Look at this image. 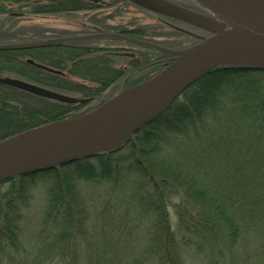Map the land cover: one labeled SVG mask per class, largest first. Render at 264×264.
Returning a JSON list of instances; mask_svg holds the SVG:
<instances>
[{"label":"trees","instance_id":"16d2710c","mask_svg":"<svg viewBox=\"0 0 264 264\" xmlns=\"http://www.w3.org/2000/svg\"><path fill=\"white\" fill-rule=\"evenodd\" d=\"M9 2L41 7L0 0L1 13L19 10ZM78 45L0 50V74L88 99L66 104L0 86V140L111 97H101L110 68L85 57L99 50ZM29 58L58 69L76 61L69 73L100 85L45 71ZM39 185L47 193L42 232L27 241L25 212ZM0 264H264V71L217 66L116 150L0 181Z\"/></svg>","mask_w":264,"mask_h":264},{"label":"water","instance_id":"95a60500","mask_svg":"<svg viewBox=\"0 0 264 264\" xmlns=\"http://www.w3.org/2000/svg\"><path fill=\"white\" fill-rule=\"evenodd\" d=\"M132 1L211 34L199 37L197 43L180 51L116 33L0 44V50H17L116 37L174 55L153 77L131 87L125 82L117 94L86 113L53 120L1 139L0 181L77 157L116 150L141 125L166 111L184 90L217 66L239 65L264 71V0H196L209 15L162 0ZM28 62L61 73L33 59ZM0 84L62 103L87 102L85 98L9 76H0Z\"/></svg>","mask_w":264,"mask_h":264},{"label":"rangeland","instance_id":"374dc122","mask_svg":"<svg viewBox=\"0 0 264 264\" xmlns=\"http://www.w3.org/2000/svg\"><path fill=\"white\" fill-rule=\"evenodd\" d=\"M185 1L187 3L192 2L191 0ZM166 2L182 7L184 9L194 11L193 9L189 8L188 5L183 4V0H166ZM8 4V7H13L15 9L16 7H18L19 10L8 11L5 13L0 12V44L37 41L42 39H54L71 34H85L82 33V23L88 22L89 20L91 21L92 19L94 21H100L102 23L101 26L103 27H105L104 25L121 27L123 26L124 28L140 27L146 30L149 36H152L155 39L161 40L166 44L171 45L173 49L182 50L197 42L195 38H193L192 36H188V33L181 30L184 29L187 31L196 32L197 28L173 18L160 15L152 10L137 7L130 3H126L119 7H104L103 9L96 8L93 9L89 13L90 15L87 16H42L36 14H26L22 16L15 14L13 15L11 14V12H23V9L26 10V7L22 8L19 7L18 4H11L10 2ZM87 34L89 33L87 32ZM206 35L208 34L206 33L204 36ZM112 40L115 41L111 42L113 45H122L118 39ZM104 44L106 45V43ZM106 50H104V52H99L96 55L94 54L93 58H90L88 55H85V57L88 56L87 59L91 61L92 65L93 63H96L98 61H102L103 63L105 62L107 65L118 68H121L127 64L129 58L128 56L122 55L121 53L115 51V49L113 48L109 49L110 51ZM152 56L156 57L158 56V53H154ZM71 64L73 63L71 62ZM15 73L13 74L10 72H6L4 74L9 76H16L17 74ZM68 79L75 82H81L89 86L100 85L99 82L88 79L85 80L74 75ZM68 94L75 96L80 95L74 92ZM112 95L113 93L110 92V86H108L102 92L101 97H110ZM94 103L95 101L93 102V104ZM123 191L121 192V194H124ZM46 197L47 193L44 185H39L38 188H36L33 192V199L30 207L25 212V220L23 223V227L25 230L24 236L26 237L27 241L28 237L29 241H32L33 236L37 237V235L42 232L40 228L42 214L46 205ZM111 198H113V196H111ZM170 210L172 214V220L174 223H176L177 216L175 214V210L173 207H171ZM30 245L33 247V243H31Z\"/></svg>","mask_w":264,"mask_h":264},{"label":"flooded vegetation","instance_id":"af4514ba","mask_svg":"<svg viewBox=\"0 0 264 264\" xmlns=\"http://www.w3.org/2000/svg\"><path fill=\"white\" fill-rule=\"evenodd\" d=\"M32 1L39 3L41 7L36 11H33L29 7H26V10L23 9V12H16V13L11 12V14L20 15V16L26 15V14H36V15H42V16H46V15L48 16H54V15L55 16L57 15L58 16H74V15L87 16V15H90L89 13L93 9H96V8L103 9L104 7H111V8L119 7L126 3H130L137 7L145 8L149 10L148 8L143 7L131 0H32ZM162 1L166 2V0H162ZM191 1L192 2L187 3L185 0H183V4L188 5L189 8L195 11L203 12L201 8L197 5V2H195L194 0H191ZM160 15H163V14H160ZM163 16L173 18L175 20L184 22L186 24H190V23H187L185 21H182L174 17H170L167 15H163ZM92 20L82 23V26H81L83 28V32L81 31L82 33L87 34L88 32L89 34H95V33L108 32V33L126 34L130 37L149 41L154 44L160 45L162 47L173 49L171 45H168L161 40L155 39L152 36L144 35V34H137L136 32L142 31V28L140 27L124 28L123 26L121 27V26H107V25H104L105 27H103L101 26L102 23L100 21L93 20L94 21L93 22ZM190 25L197 28V31L191 32V31H187L181 28L180 29L188 33L189 34L188 36H192L196 40H198L200 36H204L206 33L209 34L208 32H205L204 30H202L201 28L193 24H190ZM79 35H83V34L81 33L74 34V35L71 34L67 36H79ZM112 41L115 42L112 39H93V40L82 41L80 45L78 46L81 48L88 49V50H92L95 48L99 50L97 52L91 51L90 53H88L87 55L90 58H93L94 54L96 55L99 52H104V50L106 49H107L106 51H110L109 49H112V48L115 49V51L121 53L122 55L129 57L127 64L121 68L108 65V67L110 68V70H107L108 75H110V79H112V83L110 85V92L113 94L119 91L120 89H122L125 82H126V85H128L132 81H136V80L144 78L145 76L149 74L156 73L161 68L165 67L168 63H170L174 56L172 54L157 50L155 48L142 46V45L135 44L129 41L119 40V42H121L122 45H118V46L113 45L111 43ZM66 43H76V42H66ZM104 43H106V45ZM63 44L65 43L58 44V46L63 45ZM175 50H178V49H175ZM154 53L155 54L158 53V56L156 57L152 56ZM88 56L86 58H88ZM54 59H56V57H54ZM71 62L73 64H71ZM60 63H62V61H60ZM75 63L76 61H67L64 64L62 63V65L65 66L66 68L64 69L56 68V69L63 71V74H60L61 76L65 78H71L73 75L69 73L68 68L69 66H73ZM102 66L103 64H101L98 67L101 68ZM91 73H93V75H96L99 72L95 73V71H92ZM104 73L105 72L102 70L101 73L99 74L101 75V78L102 76L105 75ZM0 76H9V75L0 74ZM18 78L24 79L23 77H18ZM0 86H7V85L0 84Z\"/></svg>","mask_w":264,"mask_h":264}]
</instances>
